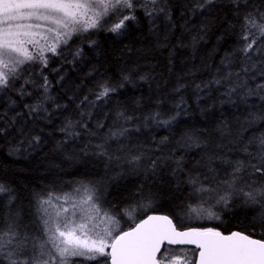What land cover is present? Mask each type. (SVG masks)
<instances>
[{
	"label": "snow or ice",
	"instance_id": "obj_1",
	"mask_svg": "<svg viewBox=\"0 0 264 264\" xmlns=\"http://www.w3.org/2000/svg\"><path fill=\"white\" fill-rule=\"evenodd\" d=\"M215 2L194 0L191 12L195 14L207 10L215 6ZM230 5L237 10L241 23L238 42L221 59V68L216 70L212 80L195 87L199 91L211 85L223 87L221 95L227 98L228 103H235L233 97L243 104H247L248 98L253 96L264 101V0L260 6H253L242 16L239 9L241 5L247 8L248 0H230ZM138 12L147 18L149 32L157 39L158 47H166L169 32L176 28L170 0H0V92L15 88L17 81H22L20 88L16 89L21 96L32 95L24 85L39 87L43 90L40 99L25 107L30 116L41 113L47 116L44 104L52 99L48 94L51 82L47 76H42L43 83L37 86L35 81L26 78L30 76L28 68L39 65L43 70L54 57H64L68 63L76 61L83 55V49L76 48L71 52L72 60L68 61L65 50L68 49L69 41L90 30L103 29L115 36L128 35L132 25L139 23ZM158 18H162L165 23L163 42H159ZM199 39L203 37H193L197 43ZM86 42L97 44L90 37ZM237 62L240 64L239 70L232 71ZM52 71L59 73L60 69L53 68ZM126 71L128 74H117L120 79L119 88H123L125 83L132 84L134 77L142 81L148 79L147 76L139 75L135 69ZM59 78L63 80L64 77ZM118 87L109 78L97 81L95 99L100 101L110 97L118 91ZM184 88L186 85L178 83L174 91L178 93ZM87 101L88 97L85 96L80 104ZM183 103L181 101L177 104L176 115L167 119L160 112L150 113L144 118L145 126L147 121L161 126L170 125L180 114ZM56 107L67 106L57 104ZM79 116L80 119L76 120L66 118L59 129L65 136L58 144L60 150L69 141L79 137L80 132L76 131L78 127L88 131V125L83 123L85 113L80 112ZM12 119L14 121L15 117ZM117 119L126 124L133 118L119 110ZM258 122L264 123V112H248L234 132L227 121H223L218 128L222 134L227 133L231 137L229 144L232 147H221L244 155V160H229L218 155L209 157V163L203 165L207 172L204 174L199 168L187 170L183 157L169 155L167 158H149L145 173L150 175L153 184L150 187L139 186L137 193L131 197L136 200L141 212L148 209L153 213L160 211L155 207V202L160 192L168 186L160 171L167 159L175 165L171 177L179 181L177 190L179 184H187L191 189L190 198L210 205L199 211L191 209L187 203L183 207L196 212L198 217L219 220V213L212 209L219 206L223 210H230L236 206L235 201L239 200L241 208H251L253 212L252 223L244 232L232 231L226 235L218 228L186 227L175 210L173 215H146L138 222L132 212L125 210L123 214L130 217L131 226L124 230L117 219L121 210L113 202L105 200L103 186L88 181L81 182L69 193L47 191L37 194L38 235L23 230L14 217L0 224V264H264V239L253 238L257 234L256 229H264V132L245 136ZM103 127V124H97L98 129ZM6 132L7 128H0V134ZM128 132V128L114 124L103 142L92 146L96 150L94 154L118 161L119 157L109 155V141L118 142ZM89 134L96 135L91 132ZM20 135L23 139L19 143H40L39 135L25 133L23 129H20ZM167 142L168 138L164 137L158 144L165 145ZM177 144L184 148L207 146L194 133L185 134ZM120 150H123V146ZM143 159L144 152H139L128 156L126 162L139 168ZM216 159L231 169L222 180L218 179L216 170L211 167L212 161ZM252 176L261 179L253 181ZM3 193H7L10 200L14 199L11 189L0 184V194ZM205 197L208 199L205 200ZM185 244L196 246L194 259H188L183 251L180 255L169 254L167 245Z\"/></svg>",
	"mask_w": 264,
	"mask_h": 264
},
{
	"label": "trees",
	"instance_id": "obj_2",
	"mask_svg": "<svg viewBox=\"0 0 264 264\" xmlns=\"http://www.w3.org/2000/svg\"><path fill=\"white\" fill-rule=\"evenodd\" d=\"M261 2L248 0V7L241 5L239 14L242 16L253 6H260ZM193 3L194 0H170L176 28L169 32V43L164 48L158 47L157 39L149 32L147 18L138 12L139 23L132 25L128 35L115 36L103 29L90 30L69 41L65 50L68 61L72 60L71 52L76 48L83 49V55L76 61L68 63L64 57H54L43 70L39 65L28 68L30 76L26 78L35 81L37 86L43 83L42 76H47L51 82L48 94L52 99L44 104L47 116L43 113L30 116L25 107L40 99L43 90L39 87L26 84L24 87L32 95L21 96L16 89L20 88L22 81H17L15 88L0 92V128H7L5 134H0V184L11 189V196L14 197L10 200L7 193L0 194V224L14 217L23 230L36 233L39 229L37 194L47 191L69 193L81 182L94 181L97 186H103L105 200L113 202L121 210L117 219L127 230L131 226V219L123 214L125 210L138 217L137 222L153 213L151 209L141 212L136 200L131 199L139 186L150 187L153 184L150 175L145 173L149 158H167L169 155L183 157L187 170L199 168L204 174L207 172L203 165L209 163V157L218 155L229 160L245 159L244 155L221 147L227 145L230 149L231 137L227 133L222 134L218 128L223 121H227L234 132L248 112H264V101L253 96L248 98L247 104H243L233 97L235 103H228L227 98L221 95L223 87L211 85L202 91L195 87L212 80L216 70L221 68V59L236 46L241 33L240 19L230 0H216L215 6L195 14L191 12ZM156 23L160 30L159 42H163L165 23L162 18H158ZM88 37L97 44L87 43ZM193 37L203 39L197 43ZM239 67L237 62L231 70L238 71ZM53 68L60 69V72L52 71ZM128 69H135L148 79L142 81L134 77L132 84L125 83L123 88H119L117 74H128ZM60 76L64 77L63 80ZM104 78L111 79L118 91L97 101L95 85ZM178 83H183L186 88L177 93L174 89ZM85 96L88 101L80 104ZM181 101L184 103L181 104L180 114L170 125L161 126L147 121L145 126L144 118L150 113L160 112L164 119L176 115V105ZM57 104L67 107L57 108ZM119 110L131 116L132 121L126 124L118 121ZM80 112L85 113L83 123L88 125V131L78 127L76 131L80 132L79 137L60 150L58 144L65 136L59 129L66 118L80 119ZM98 123L104 127L98 129ZM114 124L129 129L126 137H121L118 142L109 141V155L119 157L118 161L94 154L96 150L92 147L103 142ZM20 129L31 135H39L40 143H19L23 139ZM89 132L96 135L92 136ZM261 132H264V123L258 122L245 136L259 135ZM193 133L207 146L184 148L177 144L185 134ZM164 137L168 138V142L159 145L158 142ZM121 146L123 150H120ZM251 150L255 151L254 148ZM139 152H144V159L139 168H134L126 162V158ZM174 167L165 159L160 169L168 186L160 192L155 202V207L160 209L157 213L173 215L175 210L186 227H212L223 233L235 230L244 232L250 227L253 212L251 208H241L239 200L230 210H223L219 206L212 209L219 213V220L198 217L196 212L183 207L187 203L191 209L199 211L210 205L190 198L191 189L187 184H179L177 190L179 181L171 177ZM211 167L221 180L231 171L218 159L212 161ZM260 179L259 176L251 177L253 181ZM173 218L176 219L175 216ZM256 232L255 238L264 239V235H261L264 229H256ZM167 247L169 250L184 249Z\"/></svg>",
	"mask_w": 264,
	"mask_h": 264
},
{
	"label": "rangeland",
	"instance_id": "obj_3",
	"mask_svg": "<svg viewBox=\"0 0 264 264\" xmlns=\"http://www.w3.org/2000/svg\"><path fill=\"white\" fill-rule=\"evenodd\" d=\"M208 207H210V206H207V207H205V208H208ZM50 210H51V209H50ZM133 217H135L136 220H137V218H138V217H136V216H133ZM113 227H115V226H113ZM120 227L123 228L124 225L120 223ZM28 232H29V231H28ZM29 233H31V232H29ZM38 233H39V232H36V233L32 232L31 234H33V235H38ZM179 248H184V249L169 250V254H170V255H180V254H181V251H183V253L186 255V257H187L188 259H194V252H193L191 249H188L189 247H183V246H181V247H179Z\"/></svg>",
	"mask_w": 264,
	"mask_h": 264
},
{
	"label": "water",
	"instance_id": "obj_4",
	"mask_svg": "<svg viewBox=\"0 0 264 264\" xmlns=\"http://www.w3.org/2000/svg\"><path fill=\"white\" fill-rule=\"evenodd\" d=\"M152 214H159V215H165V214H161V213H149L148 215H152ZM144 218V217H143ZM236 231V230H235ZM230 233V232H229ZM229 233H224V234H229ZM254 239H258V238H255V237H253ZM167 246H187V247H193V248H196V246L195 245H187V244H185V245H167ZM163 250V249H162Z\"/></svg>",
	"mask_w": 264,
	"mask_h": 264
}]
</instances>
